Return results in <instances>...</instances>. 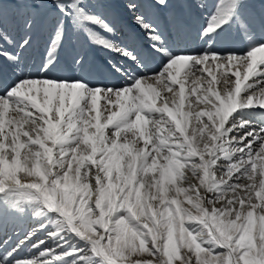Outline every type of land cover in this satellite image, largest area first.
Returning a JSON list of instances; mask_svg holds the SVG:
<instances>
[{"label":"snow or ice","instance_id":"obj_1","mask_svg":"<svg viewBox=\"0 0 264 264\" xmlns=\"http://www.w3.org/2000/svg\"><path fill=\"white\" fill-rule=\"evenodd\" d=\"M0 264H264V0H0Z\"/></svg>","mask_w":264,"mask_h":264},{"label":"rangeland","instance_id":"obj_2","mask_svg":"<svg viewBox=\"0 0 264 264\" xmlns=\"http://www.w3.org/2000/svg\"><path fill=\"white\" fill-rule=\"evenodd\" d=\"M112 7H113V8L120 9V8H122V5L118 6V5L116 4V5H113Z\"/></svg>","mask_w":264,"mask_h":264},{"label":"bare ground","instance_id":"obj_3","mask_svg":"<svg viewBox=\"0 0 264 264\" xmlns=\"http://www.w3.org/2000/svg\"><path fill=\"white\" fill-rule=\"evenodd\" d=\"M118 6H120L119 4H117ZM113 6V5H112ZM93 51H96L95 49H93ZM99 53V52H98ZM100 54V53H99ZM98 56H100V55H98Z\"/></svg>","mask_w":264,"mask_h":264}]
</instances>
